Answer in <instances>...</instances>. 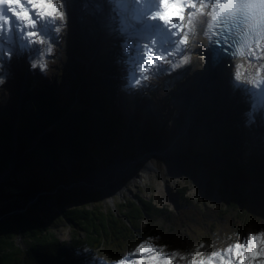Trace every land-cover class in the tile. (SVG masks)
I'll return each instance as SVG.
<instances>
[{
	"label": "rangeland",
	"instance_id": "obj_1",
	"mask_svg": "<svg viewBox=\"0 0 264 264\" xmlns=\"http://www.w3.org/2000/svg\"><path fill=\"white\" fill-rule=\"evenodd\" d=\"M95 1L68 0V7L65 10L66 27L61 34L54 33L51 24L49 25L44 36L50 38L54 51L51 55L45 54L47 67L43 71L39 66L33 69L31 64L32 61L40 58V53L46 45L31 44L19 55L5 54L7 58L0 61V79L3 80L0 84V114L3 118L14 121L17 120L19 107L30 81H35L38 87L54 89L63 107L75 98L76 86L81 83V79H87L91 61L99 53H107L112 44L116 45L120 36L121 38L123 36L120 56L127 57L130 61L128 84L121 86L126 87L124 88L126 99L121 92L120 102L116 99L123 113V124L118 126L113 142L99 154L93 149L86 151L85 159L79 163L84 174L80 180L38 191L37 195H43L45 200L44 204H38L35 210L43 216L44 207L53 214L60 212L57 198L62 188L68 189L73 194L81 188L87 194L81 198L68 194L66 201L63 202L66 207L93 206L102 210L106 208L116 210L119 204L127 200H136L140 196L152 200L158 206H168L177 210L175 200L183 188L187 189L188 197L194 202H202L214 208L222 206L230 196L233 179L224 167L219 154L213 162L207 161L209 151L213 149L218 133L221 134L229 125L232 116L249 115L248 118L253 122L254 133L264 132V104H260L264 95L262 88L264 78L254 80L246 73H241V79L237 80L235 69L227 63L219 69L220 74L223 71L222 78L228 89L224 103L226 102L225 105L230 110L229 115L224 120L214 108L208 107L210 110L202 111L198 109V114L194 113L192 121L188 122V136L182 128L186 161H181L179 164L175 160V154L169 153L163 146L168 141L169 135L181 132V124L178 122L181 105L178 101L177 85L179 88L184 86L187 80L199 71L198 57L192 54L187 63L177 68L171 66L178 63L176 60L179 56H184L188 44L180 53L168 58L171 63L163 64L162 68L150 74L146 73L149 78L141 79L137 84L135 81L142 74L137 70L135 57L139 44L145 42L143 33L140 30L134 36H127L125 33L117 32L112 19L110 17L105 19L104 16L99 18L101 28H95L91 12ZM85 3L89 5L88 8H84ZM118 9L116 5L110 13L115 15ZM105 10L106 8L102 14L106 17L108 15ZM117 13L121 14L120 11ZM126 18L132 23L130 27L133 29L136 21L131 17ZM59 23L58 20L57 24ZM110 24L113 27L110 28ZM158 49L162 50L159 46ZM104 57L106 61L107 55ZM161 74L163 75L161 79L156 78V81L151 82V77ZM158 82L166 86L169 99L164 97L163 100H158L154 91L156 89L154 84ZM149 83H153V86ZM208 93L210 101L218 100L213 88L208 89ZM130 138L132 141L129 142V149H125L124 142ZM151 145H156L157 149L162 147V150L138 159L140 149L146 151ZM179 146L183 149L181 140ZM56 166L61 171L72 170L71 163L66 158ZM117 166H119L118 171L109 173ZM45 170L46 167L41 171L36 169L29 173L26 169H21L16 172V178L10 176V169L0 174V180L9 178L13 183L3 189L6 195L0 200L1 217L6 208L24 202L25 191L32 190V185L42 178ZM93 173L100 174L99 184L92 188L94 190H89L91 188L86 187L83 179ZM50 177L52 182L56 180L55 176ZM238 187L241 192L247 193L248 183L239 181ZM35 201L36 197L31 200V202ZM43 219L59 239L68 241L73 235L68 221L63 219L49 222L45 217ZM148 221L150 219L144 220L143 226H146ZM161 221L155 222L153 226L161 225ZM262 231H264V221L241 230H234L230 225L218 223L215 229L210 223L192 215L188 224L183 227L163 226L162 238L155 237L151 233L141 235L117 261L108 260L106 252L101 249L96 256L99 259L98 264H218L215 263V259L221 260L224 264L220 256L213 254L223 253L226 248L237 242L243 243L248 236ZM142 244L146 251L138 252L137 249ZM234 264H238V261H234Z\"/></svg>",
	"mask_w": 264,
	"mask_h": 264
},
{
	"label": "trees",
	"instance_id": "obj_2",
	"mask_svg": "<svg viewBox=\"0 0 264 264\" xmlns=\"http://www.w3.org/2000/svg\"><path fill=\"white\" fill-rule=\"evenodd\" d=\"M119 53L121 47L117 45L107 53H99L91 61L87 79L82 78L76 86L75 98L65 106L61 107L54 89L38 87L30 81L17 120H7L0 114V174L10 169V176L16 178L21 169L32 173L46 167L32 190L25 191L24 202L6 208L0 216V264H98L96 254L100 249L108 260L115 261L141 235L151 233L162 238L163 226L183 227L192 215L215 229L218 223L241 230L264 221V133L255 135L247 115L232 116L235 121L230 120L218 133L209 151L207 161L213 162L219 154L233 179L230 196L218 208L192 201L186 188L179 191V210L158 206L140 196L119 204L116 210L66 207L63 202L68 194L78 198L87 194L81 188L74 194L62 188L57 198L60 212L53 214L43 206V216L35 210L45 200L43 195H37L38 191L80 180L84 174L79 163L85 159L86 151L93 149L99 154L107 149L123 124L116 99L119 101V87L126 82L129 67ZM154 86L158 100L169 99L162 83ZM132 138L124 142L125 149H129ZM63 158L70 161V172L56 166ZM51 175L56 178L54 182ZM239 181L248 183L247 193L239 190ZM11 184L9 178L0 180V200L6 195L4 187ZM35 197L36 201L31 202ZM44 217L49 222L68 221L73 235L68 241L59 239ZM146 219L150 221L143 226ZM159 220L161 225L153 226Z\"/></svg>",
	"mask_w": 264,
	"mask_h": 264
},
{
	"label": "snow or ice",
	"instance_id": "obj_3",
	"mask_svg": "<svg viewBox=\"0 0 264 264\" xmlns=\"http://www.w3.org/2000/svg\"><path fill=\"white\" fill-rule=\"evenodd\" d=\"M153 4L159 10L153 9ZM116 5L120 6L118 10L122 14L137 22L148 45L138 46L135 59L137 70L142 75L136 79L137 84L141 79H148L146 73L150 74L162 68L163 64L170 63L169 57L188 46L197 12L209 6L211 11L207 15L211 22L205 21L209 30L213 29L214 24H219L222 29L227 20L235 21L242 16L250 29L246 38L250 40L254 34L256 48L261 47L260 40L264 39V0H96L93 6L97 12L107 8L110 13ZM83 6L89 7L87 3ZM67 7L68 0H0V61L7 58L5 54L19 55L29 45L35 44L31 42L36 36H44L60 9L65 12ZM186 10L195 11H187L185 15ZM185 20L191 26L188 31H184ZM204 34L209 35L213 43L220 42L210 33ZM220 35L221 32L217 31L216 36ZM226 36L227 33H224ZM153 38L155 44L152 43ZM224 43H227V39H224ZM250 55L256 59L261 58L255 49L250 51ZM235 75L237 80L241 79L238 69ZM142 250L146 251L143 244L137 251ZM213 255L220 256L224 264H234V261H238V264H264V231L248 236L243 243L237 242L223 253Z\"/></svg>",
	"mask_w": 264,
	"mask_h": 264
},
{
	"label": "bare ground",
	"instance_id": "obj_4",
	"mask_svg": "<svg viewBox=\"0 0 264 264\" xmlns=\"http://www.w3.org/2000/svg\"><path fill=\"white\" fill-rule=\"evenodd\" d=\"M84 2H87V0H83ZM75 5L78 6L75 2H73ZM119 8L120 6L117 5ZM117 10V9H116ZM106 13L108 16L105 17V14H103L105 19H109V17L112 19L113 23L115 24L114 27H116L117 32L122 33H129L134 31V27L132 26V23L130 20L126 18L122 12L121 14L117 13L114 15L113 13H109L106 8ZM187 11H195V10H186L185 15H187ZM211 11V7L209 6L206 9H201L199 12H197L196 18H195V27L190 32V43L188 46V49L184 53V56H187L188 59L192 56V54L196 55L198 57V61L200 63L199 65V71H196L184 84L183 87L179 89V103L181 105V109L179 111L178 115V122L180 125V131L182 132V128H184V133H187L188 136V122L192 121L193 114H198L199 110H207L210 108H214L217 113L219 112V115L222 117V119H226L229 115V108L226 107L224 100L227 97L228 89L224 85V79L222 78L223 74L219 73V69L221 64L218 63L215 66H212L208 60L205 63V60L203 59V55L206 54L207 51V35L204 33H208L207 24L205 21L211 22V18L207 15L208 12ZM115 12V10H114ZM119 14V15H118ZM185 28L184 31H188L189 27L187 25V20H185ZM113 27L112 24H110V28ZM130 27V28H129ZM131 35V34H130ZM133 36V34H132ZM261 47L256 48V45L251 46L248 50L243 52L239 57L232 58L230 61V65L232 68L237 71V69L240 71V73H246L247 75L251 76L254 80H261L264 78V39L260 42ZM252 49H255L257 56L261 57L260 59H256L250 55V51ZM181 56L176 60V62H179L182 60ZM229 63V61H227ZM206 64V65H205ZM203 69V70H202ZM201 70V71H200ZM207 72V73H206ZM219 80H218V79ZM223 79V80H222ZM124 88L122 87L120 92L121 95L126 99V92L124 91ZM213 88L216 91V96L218 97V100L215 102L210 101V97H208V89ZM264 89V86L262 87ZM126 90V89H125ZM207 91V92H206ZM210 92V91H209ZM194 96V97H192ZM263 99L260 104H264V95ZM235 104V103H234ZM210 110V109H209ZM231 116V114H230ZM231 119V118H230ZM186 127V128H185ZM182 132V135L179 133H173L172 135H169L168 141L165 143L163 147H165L168 152L175 154V160L178 161L180 164L181 161H186L185 159V143H184V133ZM183 142V149H181V146H179V142ZM156 146V145H155ZM155 146L151 145L146 148V151L140 149L139 155L137 156L138 159L141 157H146V154H151L155 151L162 150V147L157 149ZM146 152V153H145ZM119 166L113 168L109 173L116 172L119 169ZM112 175V174H111ZM100 177V174L93 173L89 175L88 177H84L83 182L85 180V185L88 188L92 189L94 186H97L99 184L98 178ZM86 178V179H85ZM156 259V258H155ZM147 261V260H146ZM215 262L221 264L217 259H215Z\"/></svg>",
	"mask_w": 264,
	"mask_h": 264
},
{
	"label": "clouds",
	"instance_id": "obj_5",
	"mask_svg": "<svg viewBox=\"0 0 264 264\" xmlns=\"http://www.w3.org/2000/svg\"><path fill=\"white\" fill-rule=\"evenodd\" d=\"M59 20L60 23L57 24L55 21ZM52 26V31L54 33H56L57 35L61 34L63 32V30L66 27V13L63 11V9H60L59 14L53 18V23L51 24ZM31 43H36V44H40V45H46L45 48L42 49L41 53H40V58L38 60H34L32 61V68L35 69L36 67H40L41 71H43L46 67H47V61L44 59L45 54L51 55L54 51V46L53 44L50 42V38H46L45 36H39L37 35L35 40L32 41ZM152 43L155 44V38H153ZM139 46H143V47H147V43L145 42H141L139 44ZM188 60V57L185 56L182 58L181 61H179L176 64H173L172 67L173 68H177L179 67L181 64L186 63ZM171 63V62H170Z\"/></svg>",
	"mask_w": 264,
	"mask_h": 264
},
{
	"label": "water",
	"instance_id": "obj_6",
	"mask_svg": "<svg viewBox=\"0 0 264 264\" xmlns=\"http://www.w3.org/2000/svg\"><path fill=\"white\" fill-rule=\"evenodd\" d=\"M91 12H92V21H93L94 27L100 29L101 27H100L99 22H98L99 13L96 11V9L94 7H93V10ZM175 201H176L175 207L178 210L179 206H180V195L179 194H178Z\"/></svg>",
	"mask_w": 264,
	"mask_h": 264
}]
</instances>
